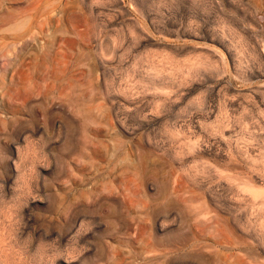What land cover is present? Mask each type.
Instances as JSON below:
<instances>
[{
	"label": "rangeland",
	"instance_id": "374dc122",
	"mask_svg": "<svg viewBox=\"0 0 264 264\" xmlns=\"http://www.w3.org/2000/svg\"><path fill=\"white\" fill-rule=\"evenodd\" d=\"M0 264H264V0H0Z\"/></svg>",
	"mask_w": 264,
	"mask_h": 264
},
{
	"label": "bare ground",
	"instance_id": "6f19581e",
	"mask_svg": "<svg viewBox=\"0 0 264 264\" xmlns=\"http://www.w3.org/2000/svg\"><path fill=\"white\" fill-rule=\"evenodd\" d=\"M126 227V226H125Z\"/></svg>",
	"mask_w": 264,
	"mask_h": 264
}]
</instances>
